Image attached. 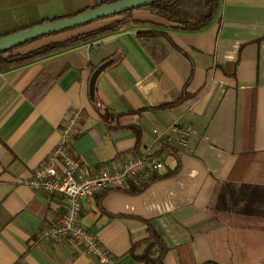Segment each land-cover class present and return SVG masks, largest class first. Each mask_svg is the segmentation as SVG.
I'll list each match as a JSON object with an SVG mask.
<instances>
[{
	"label": "crops",
	"instance_id": "obj_1",
	"mask_svg": "<svg viewBox=\"0 0 264 264\" xmlns=\"http://www.w3.org/2000/svg\"><path fill=\"white\" fill-rule=\"evenodd\" d=\"M102 1L0 0V35L70 18ZM116 20L50 34L16 52ZM131 20L116 32L0 72V264H100L70 240L36 241L64 201L20 182L51 154L72 111L79 117L69 152L85 171H111L123 157L142 154L153 130L174 124L195 131L186 146L159 137L157 176L177 161L173 176L136 195L108 191L81 201L78 223L95 233L112 264H139L127 251L146 237V223L167 248L162 264H264V0H219L210 26L197 33L173 30L145 10H133ZM147 30L165 37H135ZM231 63L228 77L223 70ZM40 73L53 84L33 104L29 86ZM181 94L189 98L180 105L152 110ZM247 153L244 168L247 161L238 157Z\"/></svg>",
	"mask_w": 264,
	"mask_h": 264
},
{
	"label": "built area",
	"instance_id": "obj_2",
	"mask_svg": "<svg viewBox=\"0 0 264 264\" xmlns=\"http://www.w3.org/2000/svg\"><path fill=\"white\" fill-rule=\"evenodd\" d=\"M78 112L68 114L60 128L59 140L42 165L20 182L31 189H41L64 201L62 213L52 225L43 227L36 235L37 242L60 243L70 240L100 264H112L109 253L100 247L95 233L78 223L81 201L103 192L123 191L127 184L141 186L154 179L162 169L163 158L157 156L160 135L174 137L180 146L195 131L191 127L169 125L161 133L153 130L142 154L123 157L114 170L99 166L88 171L81 169L80 160L69 152V143L78 120Z\"/></svg>",
	"mask_w": 264,
	"mask_h": 264
},
{
	"label": "trees",
	"instance_id": "obj_3",
	"mask_svg": "<svg viewBox=\"0 0 264 264\" xmlns=\"http://www.w3.org/2000/svg\"><path fill=\"white\" fill-rule=\"evenodd\" d=\"M47 1V0H42ZM117 0H105L100 3L95 4L93 7L83 10L81 12H77L71 17L76 16L82 12L88 11L95 7H98L102 4L111 3ZM219 7V0H161L159 2L148 5L144 8H139V10H145L150 15L161 19L162 21L168 23L173 30H178L186 33H197L205 30L210 26L211 21L217 13ZM133 11V10H132ZM128 11L123 14L115 16L117 18L116 21L109 23L107 25L98 27L96 29L86 31L84 33H80L73 37H70L61 42L50 43L39 48L33 49L31 51L25 53H17L16 51L30 44L32 41H29L22 46L14 48L12 50L1 52L0 53V72L12 70L29 63H32L36 60L44 58L48 55L54 54L61 50L74 47L78 44L88 42L90 40L99 38L101 36L116 32L121 26L125 24H129L133 22L131 20V12ZM206 13H208L207 16ZM50 22V21H48ZM42 23V22H40ZM28 27H21L16 29L10 33H5L0 35L1 37L10 35L17 31L24 30ZM67 31V30H66ZM56 34V33H54ZM51 34V35H54ZM135 37L139 41L150 42L160 37H165V34L156 30H147L144 32L135 33ZM37 40V39H35ZM167 41V38H166ZM153 53L152 50H150ZM157 58H161L157 57ZM158 60V59H157ZM235 63H231L226 65L225 74L228 77H233ZM53 81L48 79L44 74L40 73L33 80L31 85L29 86L30 91L34 90L35 96L33 97V104H36L45 93L51 88ZM189 98L188 95L181 94L175 101L158 105L152 110H165L176 107L180 105L184 100ZM245 134L247 135L250 131V120L245 122ZM136 150V149H135ZM162 151L168 155L174 156L173 152L167 149L166 147L162 149ZM138 155V154H134ZM240 161H247L245 163L244 168H246L249 162V154H242L238 157ZM237 159V160H238ZM179 169V165L176 161V164L173 168L168 169L163 175L157 176L152 179L150 182L143 184L141 186H137L133 183L127 184L126 188L122 191L129 195H136L143 191L148 184H150L154 180H160L164 178H168L173 176ZM167 252V248L163 241L157 236V234L150 228V226L146 223V237L132 244L127 251L128 255L139 264H162V260ZM202 264H214V263H202Z\"/></svg>",
	"mask_w": 264,
	"mask_h": 264
},
{
	"label": "water",
	"instance_id": "obj_4",
	"mask_svg": "<svg viewBox=\"0 0 264 264\" xmlns=\"http://www.w3.org/2000/svg\"><path fill=\"white\" fill-rule=\"evenodd\" d=\"M159 1L161 0H117L111 3L102 4L70 18H63L28 27L24 30L1 37L0 53L12 50L29 41L50 34L60 33L69 29L80 27L99 19L115 17L128 11L144 8ZM207 15L208 13H206L205 16Z\"/></svg>",
	"mask_w": 264,
	"mask_h": 264
},
{
	"label": "rangeland",
	"instance_id": "obj_5",
	"mask_svg": "<svg viewBox=\"0 0 264 264\" xmlns=\"http://www.w3.org/2000/svg\"><path fill=\"white\" fill-rule=\"evenodd\" d=\"M116 17H108V18H105V19H99V20H96V21H93L91 23H88L86 25H82L80 27H76V28H73L72 30L69 29V31H78L79 29H89L91 27H94V26H99L101 24H104V23H107L109 21H112L113 19H115ZM158 20V19H157ZM160 20V19H159ZM172 163V161L169 159L167 161V164L170 165Z\"/></svg>",
	"mask_w": 264,
	"mask_h": 264
}]
</instances>
